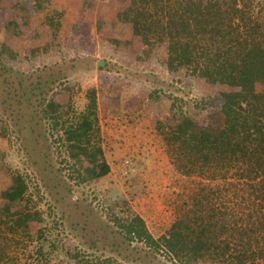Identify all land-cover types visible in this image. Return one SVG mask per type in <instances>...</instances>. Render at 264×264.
Segmentation results:
<instances>
[{"label": "rangeland", "instance_id": "obj_1", "mask_svg": "<svg viewBox=\"0 0 264 264\" xmlns=\"http://www.w3.org/2000/svg\"><path fill=\"white\" fill-rule=\"evenodd\" d=\"M142 2L44 0L38 9L36 0H0L3 145L11 140L26 154L4 157L0 138V264H183L162 247L125 239L114 215H136L156 239L167 233L193 177L176 171L160 130L182 114L194 126L219 127L216 96L237 88L222 62L198 76L168 68L183 53L170 50L164 33L146 43L117 16ZM93 92L109 172L91 178L96 145L67 147L63 126ZM25 161L37 187L6 198L10 164Z\"/></svg>", "mask_w": 264, "mask_h": 264}, {"label": "trees", "instance_id": "obj_2", "mask_svg": "<svg viewBox=\"0 0 264 264\" xmlns=\"http://www.w3.org/2000/svg\"><path fill=\"white\" fill-rule=\"evenodd\" d=\"M43 3L36 0L38 9ZM202 11L212 15L208 21L202 20ZM117 16L131 22L146 43L164 33L170 50L183 53L169 61L168 68L182 67L198 76L219 71L214 64L222 62L229 72L225 78L237 88L216 96L222 114L219 127L194 126L192 118L182 114L161 128L174 168L193 181L177 207V218L158 239L136 215L124 220L115 214L125 239L144 241L157 251L162 247L183 264H264V89L255 88L257 80L264 79V0H143ZM95 108L93 92L84 109L74 108L63 126L67 147L90 150L96 145L86 168L91 178L109 172L97 144ZM1 128L3 145L6 134ZM2 149L4 157L22 161L26 155L23 148L14 152L11 140ZM82 155L76 160L83 161ZM10 165L13 185L3 193L6 198H18L29 185L37 187L26 161ZM78 176L87 179L80 172Z\"/></svg>", "mask_w": 264, "mask_h": 264}]
</instances>
